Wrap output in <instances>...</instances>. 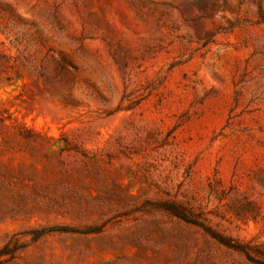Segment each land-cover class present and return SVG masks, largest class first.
<instances>
[{
    "label": "rangeland",
    "instance_id": "obj_1",
    "mask_svg": "<svg viewBox=\"0 0 264 264\" xmlns=\"http://www.w3.org/2000/svg\"><path fill=\"white\" fill-rule=\"evenodd\" d=\"M248 256L264 0H0V264Z\"/></svg>",
    "mask_w": 264,
    "mask_h": 264
},
{
    "label": "trees",
    "instance_id": "obj_2",
    "mask_svg": "<svg viewBox=\"0 0 264 264\" xmlns=\"http://www.w3.org/2000/svg\"><path fill=\"white\" fill-rule=\"evenodd\" d=\"M177 215L181 216L182 218L186 219V220H189L191 218H189L184 212L182 211H179V212H176ZM207 229V231H209L212 236H214L217 240H219L220 242H222L223 244L229 246V247H233L235 249H242L240 244H236L234 242H232L231 240L227 239V238H224L222 236H220L219 234L213 232L212 230H210L209 228L205 227ZM63 229H65V227H63ZM252 261H254L256 264H264V260H257V259H254L252 258L251 256H248Z\"/></svg>",
    "mask_w": 264,
    "mask_h": 264
}]
</instances>
